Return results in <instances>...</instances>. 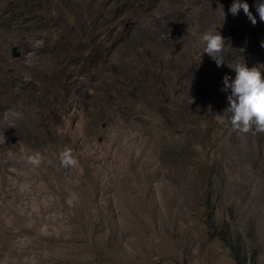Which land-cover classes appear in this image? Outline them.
I'll return each mask as SVG.
<instances>
[{
    "label": "rangeland",
    "instance_id": "1",
    "mask_svg": "<svg viewBox=\"0 0 264 264\" xmlns=\"http://www.w3.org/2000/svg\"><path fill=\"white\" fill-rule=\"evenodd\" d=\"M242 2L255 26L233 0H0V264H231L209 213L264 264V132L221 91L264 72ZM229 28L217 67L201 37Z\"/></svg>",
    "mask_w": 264,
    "mask_h": 264
},
{
    "label": "clouds",
    "instance_id": "2",
    "mask_svg": "<svg viewBox=\"0 0 264 264\" xmlns=\"http://www.w3.org/2000/svg\"><path fill=\"white\" fill-rule=\"evenodd\" d=\"M241 9L252 25L255 26L257 20L247 2L233 0L229 12L236 16ZM256 11L260 21H264V2L256 4ZM201 40L205 44L203 53H207L216 62L217 67L225 64L222 55L225 48V38L219 32L216 34L206 32L202 35ZM42 44L43 41L36 42L37 46ZM261 47H264V43L261 44ZM232 69L235 72V78L232 79L227 74L224 75L221 91L228 92L230 90V95L227 96L229 107L226 110L232 113L231 125L233 129L242 133H248L253 128L257 132H264V72L258 65L249 68L246 63L239 64ZM60 161L65 168L73 167L78 163L70 148H66L60 153ZM27 163L38 167L41 158L38 155L28 156Z\"/></svg>",
    "mask_w": 264,
    "mask_h": 264
},
{
    "label": "trees",
    "instance_id": "3",
    "mask_svg": "<svg viewBox=\"0 0 264 264\" xmlns=\"http://www.w3.org/2000/svg\"><path fill=\"white\" fill-rule=\"evenodd\" d=\"M205 131L211 132V129H206ZM211 133L206 134L209 136ZM211 149H207L205 152H202L201 155H203L205 158L209 156ZM199 153H197L198 155ZM200 155V154H199ZM209 221H205L206 228L209 230V232L222 243L225 247L228 248L230 258L232 260L231 264H253L252 263V255H247L246 252H244L243 246L244 243L240 241V239L235 240L233 243H229L228 238L226 236V230L220 229L218 231L215 230L214 225L212 224L213 220V214L209 213L208 216Z\"/></svg>",
    "mask_w": 264,
    "mask_h": 264
},
{
    "label": "water",
    "instance_id": "4",
    "mask_svg": "<svg viewBox=\"0 0 264 264\" xmlns=\"http://www.w3.org/2000/svg\"><path fill=\"white\" fill-rule=\"evenodd\" d=\"M232 32H234L233 28H229L228 32L226 34H223L222 36L224 38L228 37ZM11 54L17 56V53L14 52L13 48L11 49Z\"/></svg>",
    "mask_w": 264,
    "mask_h": 264
}]
</instances>
